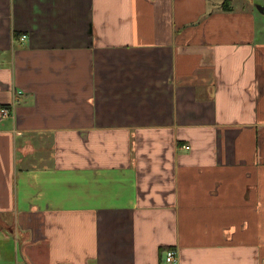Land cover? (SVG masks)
Returning <instances> with one entry per match:
<instances>
[{"label":"crops","instance_id":"obj_1","mask_svg":"<svg viewBox=\"0 0 264 264\" xmlns=\"http://www.w3.org/2000/svg\"><path fill=\"white\" fill-rule=\"evenodd\" d=\"M119 49L166 59L171 116L100 123ZM4 105L0 264H264V0H0Z\"/></svg>","mask_w":264,"mask_h":264},{"label":"rangeland","instance_id":"obj_2","mask_svg":"<svg viewBox=\"0 0 264 264\" xmlns=\"http://www.w3.org/2000/svg\"><path fill=\"white\" fill-rule=\"evenodd\" d=\"M158 60L150 50L99 51L95 104L101 124L151 127L163 118L161 115H172L168 62L165 59L160 66Z\"/></svg>","mask_w":264,"mask_h":264},{"label":"built area","instance_id":"obj_3","mask_svg":"<svg viewBox=\"0 0 264 264\" xmlns=\"http://www.w3.org/2000/svg\"><path fill=\"white\" fill-rule=\"evenodd\" d=\"M26 34H22L19 38L21 41H24L26 39ZM13 113L12 109L10 107H0V118H6L11 116V114ZM166 261L169 263H174L178 260V254H177V250L175 249H169L166 251V255H165Z\"/></svg>","mask_w":264,"mask_h":264},{"label":"trees","instance_id":"obj_4","mask_svg":"<svg viewBox=\"0 0 264 264\" xmlns=\"http://www.w3.org/2000/svg\"><path fill=\"white\" fill-rule=\"evenodd\" d=\"M226 2V1H225ZM17 35H20V33H16ZM5 106V105H4ZM0 107H2V106H0Z\"/></svg>","mask_w":264,"mask_h":264}]
</instances>
